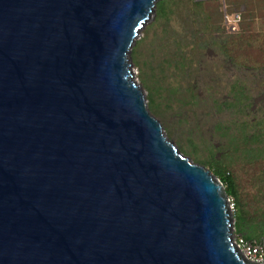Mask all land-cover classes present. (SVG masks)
Returning a JSON list of instances; mask_svg holds the SVG:
<instances>
[{
    "label": "water",
    "instance_id": "1",
    "mask_svg": "<svg viewBox=\"0 0 264 264\" xmlns=\"http://www.w3.org/2000/svg\"><path fill=\"white\" fill-rule=\"evenodd\" d=\"M159 1L0 0V264H261L134 78Z\"/></svg>",
    "mask_w": 264,
    "mask_h": 264
},
{
    "label": "rangeland",
    "instance_id": "2",
    "mask_svg": "<svg viewBox=\"0 0 264 264\" xmlns=\"http://www.w3.org/2000/svg\"><path fill=\"white\" fill-rule=\"evenodd\" d=\"M227 1L161 0L165 7L161 16L157 2L130 58L149 111L180 153L205 161L206 153L221 152L217 160L229 165L240 193L251 203L260 197L262 205L257 190L264 180V158L250 160L249 148L242 146L245 137L257 134L264 148V117L255 126L249 104L258 86L264 85V71L246 69V64L255 65L262 58L247 46L228 43L238 23ZM216 143L221 145L217 149ZM230 147L239 149L230 156ZM229 211L234 228V210Z\"/></svg>",
    "mask_w": 264,
    "mask_h": 264
},
{
    "label": "trees",
    "instance_id": "3",
    "mask_svg": "<svg viewBox=\"0 0 264 264\" xmlns=\"http://www.w3.org/2000/svg\"><path fill=\"white\" fill-rule=\"evenodd\" d=\"M200 4V3H196ZM227 4L232 12H236L240 17L238 28L234 35L230 37L232 46L237 48L249 47L255 50L262 60L256 61L257 64H249L246 66L251 71H264V0H230ZM164 2L157 4V15L164 14ZM215 13H219L216 10ZM251 50V53H252ZM253 54V53H252ZM242 146L247 151L246 155L250 160L258 157L264 158V148L260 146L262 142L259 140V135L254 138L243 139ZM193 151L195 147L190 143ZM254 148H250L254 146ZM232 146V145H231ZM237 148V147H236ZM242 149V147H240ZM229 155L236 152L237 149L230 147ZM186 154V153H185ZM208 158L205 161L193 159L194 163L200 164L209 168L210 172L216 176L223 184L228 198L233 202V217L235 234L241 235L246 240L261 239L264 244V204L261 205L260 197L254 203L249 202L240 193L235 178L229 173V165L223 164L217 160L213 154L206 153ZM193 157L191 154H188ZM262 186L257 190V196H261L264 200V180ZM261 200V201H262Z\"/></svg>",
    "mask_w": 264,
    "mask_h": 264
},
{
    "label": "built area",
    "instance_id": "4",
    "mask_svg": "<svg viewBox=\"0 0 264 264\" xmlns=\"http://www.w3.org/2000/svg\"><path fill=\"white\" fill-rule=\"evenodd\" d=\"M236 22L239 21V15L235 14ZM229 209L233 210V202L229 198ZM233 245L236 252L246 261L252 263H264V244L261 241L246 240L241 235L233 232Z\"/></svg>",
    "mask_w": 264,
    "mask_h": 264
},
{
    "label": "flooded vegetation",
    "instance_id": "5",
    "mask_svg": "<svg viewBox=\"0 0 264 264\" xmlns=\"http://www.w3.org/2000/svg\"><path fill=\"white\" fill-rule=\"evenodd\" d=\"M240 20V17H239ZM239 21H237L238 23ZM236 29V28H235ZM222 61L229 63L230 59H222ZM234 67H237L236 65H233ZM253 74H256L255 72H253ZM249 104H251L250 110H251V114L253 115V117L251 118V122L257 126L259 124L256 123L257 120H259L260 118L264 117V85L263 86H258V89L254 92L252 98L249 99ZM248 114V113H247ZM261 121V120H260ZM174 143V142H173ZM175 145V144H174ZM176 146V145H175ZM221 145L216 143L214 144V148L217 149L219 148ZM221 152L219 153H215V158L217 159V157L220 155Z\"/></svg>",
    "mask_w": 264,
    "mask_h": 264
},
{
    "label": "bare ground",
    "instance_id": "6",
    "mask_svg": "<svg viewBox=\"0 0 264 264\" xmlns=\"http://www.w3.org/2000/svg\"><path fill=\"white\" fill-rule=\"evenodd\" d=\"M140 37V35H138L137 37H136V39H138Z\"/></svg>",
    "mask_w": 264,
    "mask_h": 264
}]
</instances>
